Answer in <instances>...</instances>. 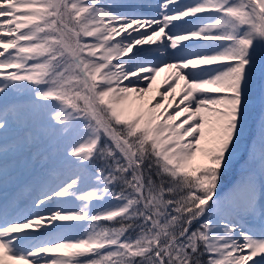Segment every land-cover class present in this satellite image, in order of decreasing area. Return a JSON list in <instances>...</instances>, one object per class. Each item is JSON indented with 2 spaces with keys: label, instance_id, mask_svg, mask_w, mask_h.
Masks as SVG:
<instances>
[{
  "label": "snow or ice",
  "instance_id": "6c2138e0",
  "mask_svg": "<svg viewBox=\"0 0 264 264\" xmlns=\"http://www.w3.org/2000/svg\"><path fill=\"white\" fill-rule=\"evenodd\" d=\"M0 264H264V0H0Z\"/></svg>",
  "mask_w": 264,
  "mask_h": 264
},
{
  "label": "rangeland",
  "instance_id": "374dc122",
  "mask_svg": "<svg viewBox=\"0 0 264 264\" xmlns=\"http://www.w3.org/2000/svg\"><path fill=\"white\" fill-rule=\"evenodd\" d=\"M156 2H157V0H152V1H151V3H153V4L156 3ZM145 11H147V10L145 9ZM164 75H165V73H161L160 76L158 77V81H159L160 79H162Z\"/></svg>",
  "mask_w": 264,
  "mask_h": 264
},
{
  "label": "bare ground",
  "instance_id": "6f19581e",
  "mask_svg": "<svg viewBox=\"0 0 264 264\" xmlns=\"http://www.w3.org/2000/svg\"><path fill=\"white\" fill-rule=\"evenodd\" d=\"M152 0H148V2H151ZM147 10V9H146ZM144 11H145V9H144Z\"/></svg>",
  "mask_w": 264,
  "mask_h": 264
}]
</instances>
